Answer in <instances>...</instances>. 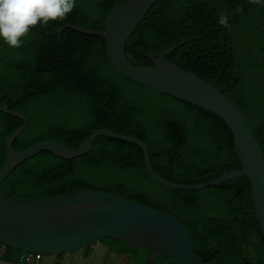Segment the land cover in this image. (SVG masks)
Instances as JSON below:
<instances>
[{
  "label": "trees",
  "instance_id": "trees-1",
  "mask_svg": "<svg viewBox=\"0 0 264 264\" xmlns=\"http://www.w3.org/2000/svg\"><path fill=\"white\" fill-rule=\"evenodd\" d=\"M122 1L75 0L65 19L38 24L20 48L0 41V107L27 119L13 148L21 152L45 141L76 148L95 130L108 129L147 143L153 170L174 183L199 184L240 169L232 133L220 117L122 76L101 36L54 30H102ZM222 15L227 25L219 23ZM173 47L165 59L232 101L264 156V0H157L128 37L126 57L150 67L151 56ZM22 123L0 112V168L6 141ZM0 189L8 198L111 193L178 218L204 264H264V236L246 176L199 191L172 189L148 174L142 149L131 142L97 136L85 155L72 159L39 152L19 163ZM113 242L148 264L147 249ZM158 263L172 259L164 252L151 264Z\"/></svg>",
  "mask_w": 264,
  "mask_h": 264
},
{
  "label": "water",
  "instance_id": "water-1",
  "mask_svg": "<svg viewBox=\"0 0 264 264\" xmlns=\"http://www.w3.org/2000/svg\"><path fill=\"white\" fill-rule=\"evenodd\" d=\"M156 1H122L110 13L102 30L75 25L54 30L60 33L70 28L84 34L101 36L106 44L109 61L122 76L220 117L232 133V152L238 156L242 167L224 171L220 176L199 184L174 183L153 170L147 143L108 129L95 130L76 148L61 142L45 141L19 152L13 148V144L25 129L27 119L5 104L0 107V112L18 117L23 123L6 141L5 162L0 168V185L19 163L39 152L49 151L62 158L72 159L85 155L97 136H106L138 145L143 151L148 174L158 183L172 189L199 191L246 176L251 186L254 211L264 236V156L240 110L210 82L168 62L165 56L175 47L160 53L156 58L151 56L153 65L150 67L135 66L126 57L124 47L128 37ZM105 238L124 241L134 251L141 247L148 248L151 252L148 260L150 264L163 252L170 255L172 264H204L194 253L187 228L178 218L160 209L95 190L54 197L8 198L0 189V244L5 247L54 256L90 247Z\"/></svg>",
  "mask_w": 264,
  "mask_h": 264
},
{
  "label": "clouds",
  "instance_id": "clouds-1",
  "mask_svg": "<svg viewBox=\"0 0 264 264\" xmlns=\"http://www.w3.org/2000/svg\"><path fill=\"white\" fill-rule=\"evenodd\" d=\"M74 7L75 0H0V41L20 48L32 28L63 20ZM219 23L227 25V17Z\"/></svg>",
  "mask_w": 264,
  "mask_h": 264
},
{
  "label": "flooded vegetation",
  "instance_id": "flooded-vegetation-1",
  "mask_svg": "<svg viewBox=\"0 0 264 264\" xmlns=\"http://www.w3.org/2000/svg\"><path fill=\"white\" fill-rule=\"evenodd\" d=\"M112 242L98 241L91 245L90 247H84L79 250L70 253H64L59 255H54V261L48 262L47 264H130V256L125 251H119L118 249H126L123 244H115ZM128 244V243H127ZM129 245V244H128ZM130 246V245H129ZM131 247V246H130ZM145 248V247H141ZM138 248L136 251L140 250ZM147 249L150 257V250ZM79 251V254L75 255V252ZM21 253V254H20ZM19 257L22 255V251H20ZM164 253V252H163ZM161 253L158 258L163 254ZM3 254H7L6 257H3ZM13 251H7L5 247L3 253L0 255V263L1 264H22V261L14 259ZM157 258V259H158ZM13 259V263L10 261ZM26 264V263H25ZM167 264V263H164Z\"/></svg>",
  "mask_w": 264,
  "mask_h": 264
},
{
  "label": "built area",
  "instance_id": "built-area-1",
  "mask_svg": "<svg viewBox=\"0 0 264 264\" xmlns=\"http://www.w3.org/2000/svg\"><path fill=\"white\" fill-rule=\"evenodd\" d=\"M5 246L0 244V255L3 253ZM42 255L37 253L23 252L20 256V260L24 261L26 264L38 262L41 259Z\"/></svg>",
  "mask_w": 264,
  "mask_h": 264
},
{
  "label": "rangeland",
  "instance_id": "rangeland-1",
  "mask_svg": "<svg viewBox=\"0 0 264 264\" xmlns=\"http://www.w3.org/2000/svg\"><path fill=\"white\" fill-rule=\"evenodd\" d=\"M101 242H105V240L103 239V240H101ZM13 249V248H12ZM133 250V249H132ZM11 251H13V256H14V259H16V260H19L20 259V257H19V253H20V251H17L16 249H13V250H11ZM134 251V250H133ZM21 254V253H20ZM23 254V253H22ZM76 254H79V251H77V252H75V255ZM12 256V257H13ZM46 257V259H45V261L49 258V257H51V256H49V255H43V257H42V259H41V261L39 260V262L37 263V264H43V262L45 263V261H44V258ZM135 258H134V256H130V261H129V263L130 264H140L139 262L137 263L136 262V260H134ZM141 260V259H140ZM139 260V261H140ZM148 260H149V258H148ZM12 263H13V259L12 260H10ZM47 262V261H46ZM154 262H156V260L154 261ZM153 262V263H154ZM22 264H25V262L22 260ZM30 264H34V263H30ZM148 264H150V263H148ZM158 264H164V263H158Z\"/></svg>",
  "mask_w": 264,
  "mask_h": 264
},
{
  "label": "crops",
  "instance_id": "crops-1",
  "mask_svg": "<svg viewBox=\"0 0 264 264\" xmlns=\"http://www.w3.org/2000/svg\"><path fill=\"white\" fill-rule=\"evenodd\" d=\"M42 257H43V255H42ZM42 257H41V259H42ZM41 259H40V261H41ZM45 259H46V257L44 258V261H45ZM55 259H54V256H51V257H49L46 261H45V263L43 262V264H47L48 262H52V261H54ZM39 262V261H38ZM38 262H35L34 264H37Z\"/></svg>",
  "mask_w": 264,
  "mask_h": 264
}]
</instances>
